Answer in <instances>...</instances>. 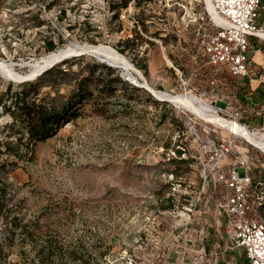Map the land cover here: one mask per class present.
I'll list each match as a JSON object with an SVG mask.
<instances>
[{"label": "rangeland", "instance_id": "rangeland-1", "mask_svg": "<svg viewBox=\"0 0 264 264\" xmlns=\"http://www.w3.org/2000/svg\"><path fill=\"white\" fill-rule=\"evenodd\" d=\"M111 2L118 0H0V61L17 72L45 56L49 41L55 50L105 45L129 63L74 56L31 80L57 110L69 106L78 80L95 81L86 91L91 96L45 141L31 143L0 106V187L13 210L39 223L34 242L15 240L10 264H32V245L49 241L74 248L90 264H244L226 237V180L244 162L252 179L264 182V154L129 78L156 92L193 94L218 116L264 135L260 110L247 99L250 80L264 77L252 61L264 41L249 39L251 72L236 77L227 65L209 62L206 46L217 26L205 0H130L115 16ZM96 64H111L114 73ZM116 76L126 85L100 93L98 81ZM22 83L0 76V93ZM254 194L264 202V184ZM59 259L52 256V264Z\"/></svg>", "mask_w": 264, "mask_h": 264}, {"label": "trees", "instance_id": "trees-1", "mask_svg": "<svg viewBox=\"0 0 264 264\" xmlns=\"http://www.w3.org/2000/svg\"><path fill=\"white\" fill-rule=\"evenodd\" d=\"M130 0H118L117 3L111 2L109 4V10L114 12V16L122 8H126ZM38 25H41L38 24ZM253 38V37H252ZM251 39V38H249ZM255 39V38H254ZM257 39V38H256ZM122 42L121 44H124ZM44 49L47 53L52 52L56 49L55 44L52 41H49L44 44ZM259 50L258 48L254 49ZM121 53L124 52L123 49H119ZM264 54V52H263ZM248 71L251 72L250 68V59L248 56ZM95 68L98 70H104L108 74L114 73V69L110 68L105 64H96ZM142 70L145 71V66H140ZM53 67L41 74L38 78L52 75ZM61 74L66 73V71L59 72ZM34 79V80H36ZM105 79V78H104ZM102 79L98 82L102 83L100 86V93L113 94L117 90V87H123L126 85L121 78L118 76L112 79ZM95 81H92L89 77H84L76 82L75 90L71 94L69 106L62 107L60 110H57L51 106L47 101V97H38L39 95V85L38 83L24 82L22 83V88L19 91L11 92L10 86L6 88L4 92L0 93V106L4 109L6 113H9L13 119V124H19L24 130L28 140L31 143L45 141L57 134L65 120L67 115L76 107V105H81L87 97H90L91 94H86L88 86ZM248 91V100L250 105H255L260 108L264 101V89L262 86H258L254 91H251L250 84ZM131 89H135L132 87ZM127 90L125 89H121ZM245 100V97H244ZM255 107V106H254ZM77 114H72L70 119H73ZM261 118L260 120L263 123L264 119V108L260 110ZM245 126V125H244ZM178 154L181 152L176 151ZM182 161V160H181ZM184 162V161H182ZM253 183L258 182L259 180H253ZM9 193L4 186L0 187V264H10L9 256L11 255L10 248L14 245L15 240L20 238L22 240H31L34 242L36 240V233L39 229V223L35 220H25L20 214L13 210L10 206V197ZM264 214V212H263ZM46 245H41L39 248L33 246V250H36L38 259L32 264H52L51 257L57 256L60 257L59 264H76L77 261H80L78 258L77 250L74 248L64 249L62 246H57L56 242L49 241L45 242ZM38 261V262H37ZM81 264H90L88 260L80 261ZM28 264V263H25ZM244 264H247L246 260Z\"/></svg>", "mask_w": 264, "mask_h": 264}, {"label": "built area", "instance_id": "built-area-1", "mask_svg": "<svg viewBox=\"0 0 264 264\" xmlns=\"http://www.w3.org/2000/svg\"><path fill=\"white\" fill-rule=\"evenodd\" d=\"M213 11L224 20L216 24L214 41L206 46L209 62L225 64L232 75L243 77L248 74L249 38L264 31L258 19L264 13V0H209ZM209 15V14H208ZM232 191L222 209L228 217L226 237L232 250L242 252L247 264H264V202L255 197L257 186L253 183L250 169L240 163L226 180Z\"/></svg>", "mask_w": 264, "mask_h": 264}, {"label": "bare ground", "instance_id": "bare-ground-1", "mask_svg": "<svg viewBox=\"0 0 264 264\" xmlns=\"http://www.w3.org/2000/svg\"><path fill=\"white\" fill-rule=\"evenodd\" d=\"M206 9L208 11L209 16L214 20V22L218 25H224V20L217 15L210 4L209 0H205ZM257 37L264 41V31H259L257 33ZM95 55L97 57H101L109 62H112L118 66L125 65L128 66L129 63L116 53L112 48L107 47L105 45H71L67 48L57 49L52 52L47 53L45 56L41 57L39 60L34 62L29 66V70L24 73H20L15 71L11 65L6 64L0 61V76L5 80L12 82H25L31 81L38 77L39 72L55 63L59 62L61 58H72L74 56L81 55ZM54 64L53 66H55ZM130 77V76H129ZM128 77V78H129ZM130 81L134 82L136 86L147 89L157 97V98H166L173 104L178 107H182L190 111L191 113L198 116L200 119L205 121L206 123L218 125L224 130L229 131L230 133L242 138L246 143L253 146L261 153L264 154V135H258L256 132L250 131L246 126L237 123L236 121H228L215 113L213 107L205 103L201 98L193 95V94H177L170 95L167 93H161L153 91L146 82H139L135 80L133 77L129 78ZM70 124H67L64 129L69 128ZM62 129V130H64Z\"/></svg>", "mask_w": 264, "mask_h": 264}, {"label": "crops", "instance_id": "crops-1", "mask_svg": "<svg viewBox=\"0 0 264 264\" xmlns=\"http://www.w3.org/2000/svg\"><path fill=\"white\" fill-rule=\"evenodd\" d=\"M252 61L254 64L258 66L260 70H264V54L261 51H254V54L252 55ZM258 86H262L264 89V77L259 75V77H256L254 79L250 80V89L251 91H254ZM255 104L254 106H256ZM264 108V101L263 104L260 106L259 110H262Z\"/></svg>", "mask_w": 264, "mask_h": 264}, {"label": "water", "instance_id": "water-1", "mask_svg": "<svg viewBox=\"0 0 264 264\" xmlns=\"http://www.w3.org/2000/svg\"><path fill=\"white\" fill-rule=\"evenodd\" d=\"M93 55H94V54H93ZM63 60H65V58H61V59L59 60V62H55V63H53V64H51V65H49V66L43 68V69L39 72L38 76H40L41 74H43L44 72H46L47 70H49L50 68H52L54 64H58V63L62 62ZM104 62H105V61H104ZM108 65H109V66H112L111 64H108ZM117 68H118V67H117ZM126 80H127V79H126ZM127 81H128V80H127ZM156 99H158V100H160V101H169V100L166 99V98H156ZM169 102H170V101H169Z\"/></svg>", "mask_w": 264, "mask_h": 264}]
</instances>
